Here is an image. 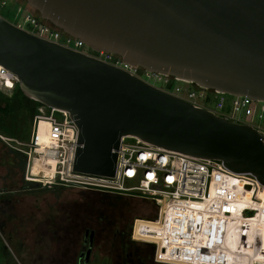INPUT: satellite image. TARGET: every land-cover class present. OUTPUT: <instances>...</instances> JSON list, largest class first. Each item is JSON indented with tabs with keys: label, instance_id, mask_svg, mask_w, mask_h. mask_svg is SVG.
<instances>
[{
	"label": "water",
	"instance_id": "water-1",
	"mask_svg": "<svg viewBox=\"0 0 264 264\" xmlns=\"http://www.w3.org/2000/svg\"><path fill=\"white\" fill-rule=\"evenodd\" d=\"M95 52L228 96L264 102V0H25ZM0 66L28 99L78 128L76 173L113 178L123 137L219 160L264 185V136L0 17ZM95 233L86 230L85 264Z\"/></svg>",
	"mask_w": 264,
	"mask_h": 264
},
{
	"label": "built area",
	"instance_id": "built-area-1",
	"mask_svg": "<svg viewBox=\"0 0 264 264\" xmlns=\"http://www.w3.org/2000/svg\"><path fill=\"white\" fill-rule=\"evenodd\" d=\"M5 7L7 1L0 0V10ZM22 11L27 13L23 20L24 25L28 26L26 31L36 37L111 65L153 87L156 83H162L163 88H155L187 101L194 107L211 111L229 122L245 124L240 122V117L244 116L249 122L246 124L264 136V130L260 126L252 125L264 120V102L196 87L187 81L132 66L114 54L92 51L82 41L64 34L29 9L18 6V12ZM174 82L191 85L194 89L188 90L182 85H177L172 92L169 87ZM17 86L18 78L0 66V91L10 97ZM198 98L213 101L214 109L210 110L197 104ZM78 134L77 126L67 112L39 105L32 119L31 134L27 143L12 138H0L12 151L25 158L23 179L28 184L92 189L121 195L138 192L149 199L158 209L157 216L151 220L134 219L130 238L134 242L152 245L157 263L193 264L187 261L191 256L187 251L176 249L173 250L176 252L174 256L168 254L173 253L174 248L187 249L197 245L177 243L169 239L166 234V216L184 213L192 215L199 221L195 225V220L192 221L193 228L207 226L209 231L215 233H218V227L224 232L231 227L233 223L229 220L233 216L243 220L256 217L264 219V185L253 176L235 174L219 160L196 158L164 150L133 137L121 139L113 178L76 173L73 164L78 148ZM129 181L140 184L127 187L126 182ZM178 226L177 235L181 240L189 227L186 224L187 228H184L180 221ZM162 230H165L163 235ZM234 240L233 238L229 242L226 241L225 244L234 243ZM210 241L212 239L204 240L202 246ZM208 255L211 254L206 253L203 256L206 261H209Z\"/></svg>",
	"mask_w": 264,
	"mask_h": 264
},
{
	"label": "rangeland",
	"instance_id": "rangeland-1",
	"mask_svg": "<svg viewBox=\"0 0 264 264\" xmlns=\"http://www.w3.org/2000/svg\"><path fill=\"white\" fill-rule=\"evenodd\" d=\"M6 1L7 7L0 10V17L16 27L28 30V26L23 23L27 13L18 12V6L30 9L25 0ZM177 85L188 90L194 89L191 85L174 82L169 90L174 92ZM155 87L163 88L164 85L156 83ZM0 93L3 94L0 97V137L27 143L32 121L24 109L17 113L5 109L10 101L5 93ZM197 104L214 109V102L206 98H198ZM240 122L249 123L244 116L240 117ZM252 125L264 130V120ZM22 159L0 138V182L4 184V189L0 190V246L12 255L13 264H78L79 255L82 252L85 255L87 250V247L83 250L86 230L95 233L88 264H160L155 260L152 245L134 242L130 238L133 220H151L158 210L149 199L138 192L121 195L92 189L28 184L23 179L25 166ZM139 184L136 181L126 182L127 187ZM231 218L237 234L230 231L228 235L232 238L237 236V250L216 244L217 235L209 231L207 226L194 227V231L191 225L193 220L199 223L196 217L184 214L166 216V234L169 239L188 245L197 244L187 249L174 248L173 253L168 255L174 256L176 252L173 250L178 249L189 252L191 256L187 261L193 264H227L220 257L240 249L238 264H263L264 219ZM179 221L184 228L189 227L181 240L177 235ZM164 232L162 230L161 234ZM211 239L202 246L204 240ZM206 253L211 254L207 256L209 261L203 258ZM234 255L237 256V253Z\"/></svg>",
	"mask_w": 264,
	"mask_h": 264
},
{
	"label": "trees",
	"instance_id": "trees-1",
	"mask_svg": "<svg viewBox=\"0 0 264 264\" xmlns=\"http://www.w3.org/2000/svg\"><path fill=\"white\" fill-rule=\"evenodd\" d=\"M31 11V9H29ZM32 12V11H31ZM3 94L0 93V97H2ZM7 99H9L10 102H8V105L5 106V109H8L10 111H12L13 113H17L19 112L21 109H24L26 111V115L28 117V119L30 120V122L33 119V116L35 115L36 112V108L40 105L39 103L32 101L30 99H28L27 97H25L22 92L18 89L15 90V92L13 93L12 96H7L5 95ZM4 109V110H5ZM17 155L20 156V154L17 153ZM22 162L24 163L25 166V158L22 156ZM36 168V167H35ZM4 189V184L2 182H0V190ZM2 196V195H0ZM157 216V211L154 214L153 219ZM135 219H145V218H135ZM230 231L232 230V226L229 227L227 230L221 231L220 228L218 227V233H216V244H218L219 246H231L232 248H235L237 250V245H230V244H225L226 241H231V238L228 233H230ZM219 232H221L222 234H219ZM236 250H233L230 255H226L222 258L221 260H225V263L227 264H238L239 259H237V257H235V252H237Z\"/></svg>",
	"mask_w": 264,
	"mask_h": 264
},
{
	"label": "flooded vegetation",
	"instance_id": "flooded-vegetation-1",
	"mask_svg": "<svg viewBox=\"0 0 264 264\" xmlns=\"http://www.w3.org/2000/svg\"><path fill=\"white\" fill-rule=\"evenodd\" d=\"M84 241H85V239H84ZM87 246H85L84 245V247H83V250L86 248ZM237 252H240V249L237 251ZM237 252H235V253H237ZM11 256L12 255H10V254H8L7 252H6V249L4 248V247H1L0 246V259H1V261H0V264H13L12 263V258H11ZM235 257H239V256H236L235 255ZM84 258V259H83ZM241 258V257H240ZM81 261H83V264H85V255H84V253L82 252L80 255H79V257H78V264H81ZM126 264V263H125Z\"/></svg>",
	"mask_w": 264,
	"mask_h": 264
},
{
	"label": "bare ground",
	"instance_id": "bare-ground-1",
	"mask_svg": "<svg viewBox=\"0 0 264 264\" xmlns=\"http://www.w3.org/2000/svg\"><path fill=\"white\" fill-rule=\"evenodd\" d=\"M35 167H36V165H35ZM36 168H37V167H36ZM184 215L192 216V215H189V214H186V213H184ZM229 221H231V222L233 223L232 218H231ZM194 225H195V222H194ZM232 230L234 231V234H237L234 223H233V225H232ZM233 238L235 239V240H234L235 242L232 243V244H233V245H238V246H239L237 236H235V237H233ZM233 238H232L231 240H233ZM237 256H240V252H237Z\"/></svg>",
	"mask_w": 264,
	"mask_h": 264
}]
</instances>
